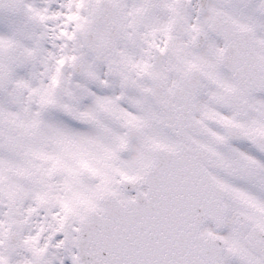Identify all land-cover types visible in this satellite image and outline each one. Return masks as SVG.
I'll return each mask as SVG.
<instances>
[{
	"label": "snow or ice",
	"instance_id": "1",
	"mask_svg": "<svg viewBox=\"0 0 264 264\" xmlns=\"http://www.w3.org/2000/svg\"><path fill=\"white\" fill-rule=\"evenodd\" d=\"M0 264H264V0H0Z\"/></svg>",
	"mask_w": 264,
	"mask_h": 264
}]
</instances>
